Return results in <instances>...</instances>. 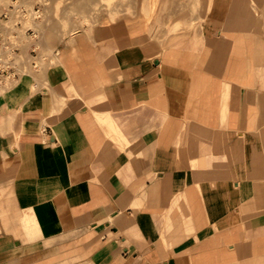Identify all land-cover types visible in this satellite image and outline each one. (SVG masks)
Masks as SVG:
<instances>
[{"label": "crops", "instance_id": "obj_1", "mask_svg": "<svg viewBox=\"0 0 264 264\" xmlns=\"http://www.w3.org/2000/svg\"><path fill=\"white\" fill-rule=\"evenodd\" d=\"M126 4L0 88V264H264V0Z\"/></svg>", "mask_w": 264, "mask_h": 264}, {"label": "built area", "instance_id": "obj_2", "mask_svg": "<svg viewBox=\"0 0 264 264\" xmlns=\"http://www.w3.org/2000/svg\"><path fill=\"white\" fill-rule=\"evenodd\" d=\"M42 0H0V88L40 70L34 41Z\"/></svg>", "mask_w": 264, "mask_h": 264}, {"label": "rangeland", "instance_id": "obj_3", "mask_svg": "<svg viewBox=\"0 0 264 264\" xmlns=\"http://www.w3.org/2000/svg\"><path fill=\"white\" fill-rule=\"evenodd\" d=\"M128 1L132 0H42L43 10L37 22L40 52L52 57L54 41L85 25L93 26L101 12H110L117 4L123 9ZM126 9L132 11L130 6Z\"/></svg>", "mask_w": 264, "mask_h": 264}, {"label": "bare ground", "instance_id": "obj_4", "mask_svg": "<svg viewBox=\"0 0 264 264\" xmlns=\"http://www.w3.org/2000/svg\"><path fill=\"white\" fill-rule=\"evenodd\" d=\"M94 3V2H93ZM98 3V2H97ZM98 5V4H97Z\"/></svg>", "mask_w": 264, "mask_h": 264}]
</instances>
